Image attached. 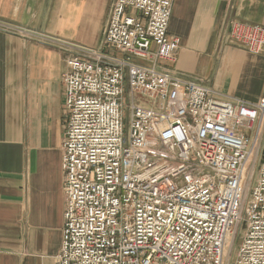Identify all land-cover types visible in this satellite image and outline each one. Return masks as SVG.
Listing matches in <instances>:
<instances>
[{"label": "built area", "instance_id": "built-area-1", "mask_svg": "<svg viewBox=\"0 0 264 264\" xmlns=\"http://www.w3.org/2000/svg\"><path fill=\"white\" fill-rule=\"evenodd\" d=\"M174 1L113 0L100 48L60 43L66 201L54 264H225L241 225L230 264H264V97L224 100L161 65L180 47L167 32ZM0 31L29 35L3 21ZM223 34L264 58V26L230 22Z\"/></svg>", "mask_w": 264, "mask_h": 264}, {"label": "crops", "instance_id": "crops-1", "mask_svg": "<svg viewBox=\"0 0 264 264\" xmlns=\"http://www.w3.org/2000/svg\"><path fill=\"white\" fill-rule=\"evenodd\" d=\"M113 0H0V21L87 48L101 43ZM230 22L264 26V0H175L168 36L175 62L161 65L220 98L257 104L264 58L219 37ZM63 56L0 31V264H54L65 194Z\"/></svg>", "mask_w": 264, "mask_h": 264}, {"label": "rangeland", "instance_id": "rangeland-1", "mask_svg": "<svg viewBox=\"0 0 264 264\" xmlns=\"http://www.w3.org/2000/svg\"><path fill=\"white\" fill-rule=\"evenodd\" d=\"M111 4H110V6H111ZM14 26H16V25H14ZM18 27H20V26H18ZM22 28H25V30L29 34L26 37V39H23L24 41L29 42V43H33V44H37V45H40V46H44V47L50 48L52 50H55V51L59 52L63 56L64 61H65V57H66V52L64 50L60 49V48H63L60 45V43L62 41L68 42V43H72V44L77 45V46H81L79 44H76V43L72 42L71 40L62 38V37L57 36V35L52 34V33L44 32V31H40V30H34L32 28H29V27H22ZM223 32H225V31H223ZM223 32H222V34H220L219 44L223 45V46H233V45H230V44L225 42V40L223 39V35H224ZM81 47H84V46H81ZM98 48H100L99 45L96 47V49H98ZM90 49H92V48H90ZM62 117L64 119V112H63ZM254 133L255 132H253L251 134L247 133V137H249L250 140H252L253 136H254ZM263 145H264V135L262 136V142H261L260 150L258 151V156H257L255 165H257L259 163V161H260L261 151H262ZM249 170H250V176L252 177V179H254L255 174H256V167H254V169H253L252 166H251V168ZM243 232H244V226L241 225L240 227L237 228V230H236V232L234 234V237L230 241V246H229V248L227 250V260H226L225 264H230L231 263V261L233 259V256L235 254V251L237 250V248L239 246V243L241 241V237L243 235Z\"/></svg>", "mask_w": 264, "mask_h": 264}]
</instances>
